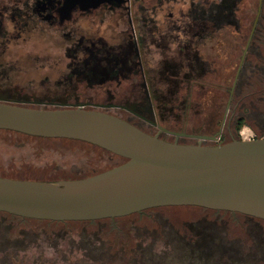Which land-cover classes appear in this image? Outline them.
<instances>
[{"label": "flooded vegetation", "instance_id": "af4514ba", "mask_svg": "<svg viewBox=\"0 0 264 264\" xmlns=\"http://www.w3.org/2000/svg\"><path fill=\"white\" fill-rule=\"evenodd\" d=\"M261 17L264 0H0V103L81 108L163 141L223 144Z\"/></svg>", "mask_w": 264, "mask_h": 264}, {"label": "rangeland", "instance_id": "374dc122", "mask_svg": "<svg viewBox=\"0 0 264 264\" xmlns=\"http://www.w3.org/2000/svg\"><path fill=\"white\" fill-rule=\"evenodd\" d=\"M232 36L222 34L227 47L235 40ZM211 57L205 50L203 58ZM232 93L223 144L230 142V133L244 141L264 135V17ZM166 100L173 102L174 97L168 95ZM239 119L244 125L235 133ZM121 162L91 146L0 133L2 178L70 181ZM0 264H264V222L192 208L148 210L140 216L95 223L20 221L0 215Z\"/></svg>", "mask_w": 264, "mask_h": 264}, {"label": "water", "instance_id": "95a60500", "mask_svg": "<svg viewBox=\"0 0 264 264\" xmlns=\"http://www.w3.org/2000/svg\"><path fill=\"white\" fill-rule=\"evenodd\" d=\"M0 130L79 141L123 160L106 171L70 181L0 177V213L67 223L196 207L264 221V138L178 144L102 112L34 110L6 103H0Z\"/></svg>", "mask_w": 264, "mask_h": 264}, {"label": "trees", "instance_id": "16d2710c", "mask_svg": "<svg viewBox=\"0 0 264 264\" xmlns=\"http://www.w3.org/2000/svg\"><path fill=\"white\" fill-rule=\"evenodd\" d=\"M243 123H244V122H243L241 119L238 120V122H237V126H236V128H235V133H237V131L239 130V128H240L241 126L244 125ZM0 133L15 134V135H17V136L25 137V138H28V139H39V140H49V141L57 140V141H61V142H73V143H78V144H82V145L85 146V147H86V146H91V145H89V144L82 143V142H79V141H73V140L35 138V137L25 136V135H22V134H19V133H14V132H9V131H2V130H0ZM263 136H264V135H259V136H257L255 139H263ZM236 140H240V139H239L238 137H236ZM91 147H93V148H95V149H97V150H101L100 148H97V147H95V146H91ZM101 151H103V150H101ZM104 152H105V151H104ZM106 153H108V152H106ZM108 154H109V153H108ZM115 157H116V156H115ZM116 158H118V157H116ZM118 159H120V158H118ZM120 160H121V159H120ZM121 161H123V160H121ZM89 176H91V175H88V176H85V177H89ZM85 177H83V178H85ZM9 178H10V177H9ZM74 179H75V178H74ZM23 180L37 181V180H35V179H28V178H24ZM54 182H55V181H54ZM165 208H192V209H199V210H203V211L211 212V213L216 214V215H217V214H223V215L228 214V215H231V216H240V217H243V215L236 214V213H227V212H219V211H209V210H205V209H201V208H196V207H165ZM157 209H162V208H157ZM157 209H151V210H157ZM147 211H148V210H147ZM145 212H146V211L141 212V213H139V214H134V215H131V216H128V217H125V218L112 219V220H102V221H95V222L122 220V219L131 218V217H133V216H140L141 214H143V213H145ZM0 215H3V216L8 217V218H10V219H18V220H20V221H33V220H27V219L18 218V217H15V216L7 215V214H4V213H0ZM253 219H254V218H253ZM255 220H257V219H255ZM259 221H261V220H259ZM36 222H46V221H36ZM95 222H88V223H95ZM262 222H264V221H262ZM47 223H50V222H47ZM52 223H53V222H52ZM67 223H70V222H67ZM67 223H59V224H67Z\"/></svg>", "mask_w": 264, "mask_h": 264}]
</instances>
